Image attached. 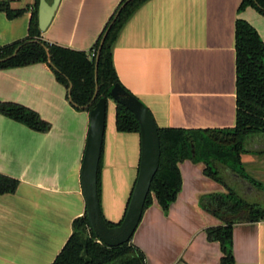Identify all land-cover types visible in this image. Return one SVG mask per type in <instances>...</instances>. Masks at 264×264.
Instances as JSON below:
<instances>
[{"label": "crops", "instance_id": "obj_1", "mask_svg": "<svg viewBox=\"0 0 264 264\" xmlns=\"http://www.w3.org/2000/svg\"><path fill=\"white\" fill-rule=\"evenodd\" d=\"M48 1V0H47ZM121 0H59L41 38L93 55V45ZM242 0H147L121 28L112 46L119 82L150 110L157 127L228 129L236 120L235 21L242 18L264 43V15ZM25 11L0 12V46L27 35L35 0H9ZM50 2V1H49ZM0 101L26 106L48 123L34 130L0 113V173L18 180L0 194V264H51L85 213L80 166L88 110L74 107L48 63L0 69ZM140 157L138 132H119L115 102L107 99L99 158L103 217L122 219ZM256 188L219 166L227 181L253 202H264V134L247 140L241 155ZM181 188L165 212L152 195L130 242L146 264H219L221 249L206 228L222 221L201 198L226 193L201 162L179 164ZM235 264H264V219L232 226Z\"/></svg>", "mask_w": 264, "mask_h": 264}, {"label": "trees", "instance_id": "obj_2", "mask_svg": "<svg viewBox=\"0 0 264 264\" xmlns=\"http://www.w3.org/2000/svg\"><path fill=\"white\" fill-rule=\"evenodd\" d=\"M38 1L35 0V8L31 12L27 35L0 46V60L10 56L18 48L14 56L0 61V69L37 62L48 63L47 53L42 46L44 44L55 66L51 68L57 81L66 89L70 81L72 101L80 106L86 105L94 93L95 58L101 39L107 31L98 54V93L94 102L100 97L111 98L110 87L120 83L112 61L113 43L125 22L147 0H130L120 10L125 0L119 2L98 35L92 56L84 51L48 43L41 38L37 23ZM246 6H251L264 15V0H242L239 9ZM24 11L23 8H12L9 0H0V12H4L8 19L18 17ZM235 74L236 120L232 128L157 127L159 165L143 207L144 210L152 203L153 195L166 212L181 188L178 164L186 159L203 163L204 175L222 183L227 190L226 193H211L201 199L203 209L222 221L220 225L206 228L207 239L217 241L220 245L219 264H235L232 253L233 224L264 219V207L261 203L253 202L241 194L240 190L227 181L219 168L225 167L252 186L262 188L258 180L245 172L241 155L246 152L249 138L264 134V43L255 28L242 18L235 21ZM0 113L34 130L45 131L48 127V123L37 112L16 102L0 101ZM115 126L119 132L139 133V125L133 114L116 102ZM17 185V179L0 173V194L14 192ZM97 191L99 196V165ZM105 221L108 226H114L121 220L116 223ZM130 240L113 247L101 243L91 229L86 213H83L73 220L72 232L51 264H146L144 253Z\"/></svg>", "mask_w": 264, "mask_h": 264}, {"label": "water", "instance_id": "obj_3", "mask_svg": "<svg viewBox=\"0 0 264 264\" xmlns=\"http://www.w3.org/2000/svg\"><path fill=\"white\" fill-rule=\"evenodd\" d=\"M128 1L130 0H125L119 10L123 8ZM58 3L59 0H51L50 2L47 0L38 1L37 23L41 31L45 30L50 23L55 10L57 9ZM106 33L107 31L101 39L95 58V88L90 102L86 105L80 106L72 101L70 97L72 83L70 81L67 89V95L69 102L74 107L79 109H88L89 115V126L80 166V186L85 202V213L90 227L98 241L107 246L113 247L128 242L140 221L144 202L150 191L152 178L159 165L160 143L157 125L150 110L141 100L125 89L120 83L113 84L109 89L111 99L114 102L125 106L138 122L140 157L137 176L135 178L124 215L119 224L108 226L101 212L97 191V172L105 128L107 99L100 97L94 102L98 93V85L96 83L98 54ZM42 46L47 53L48 64L52 68H55L50 60L48 48L44 44H42ZM17 50L18 48L15 49L10 56H7L0 61L7 60L14 56ZM91 104L92 106L90 107Z\"/></svg>", "mask_w": 264, "mask_h": 264}, {"label": "rangeland", "instance_id": "obj_4", "mask_svg": "<svg viewBox=\"0 0 264 264\" xmlns=\"http://www.w3.org/2000/svg\"><path fill=\"white\" fill-rule=\"evenodd\" d=\"M48 1H51V0H48ZM245 172H247V171H245ZM202 199V198H201ZM200 204H201V207H202V201H200ZM261 206H263L264 207V202H262L261 203ZM203 208V207H202ZM205 210V209H204ZM208 212V211H207Z\"/></svg>", "mask_w": 264, "mask_h": 264}]
</instances>
